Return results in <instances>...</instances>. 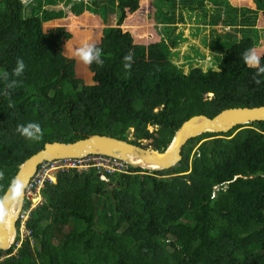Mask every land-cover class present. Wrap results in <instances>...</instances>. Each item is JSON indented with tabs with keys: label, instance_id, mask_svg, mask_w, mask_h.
<instances>
[{
	"label": "trees",
	"instance_id": "trees-1",
	"mask_svg": "<svg viewBox=\"0 0 264 264\" xmlns=\"http://www.w3.org/2000/svg\"><path fill=\"white\" fill-rule=\"evenodd\" d=\"M89 1L94 7L72 2V10L96 14L104 7L108 19L95 45L103 63L88 64L90 82L84 84L76 75L82 61L64 51L73 34L61 31L65 41L49 51L36 10L29 14L22 0H0V76L8 74L0 79L7 92L0 94V202L19 166L47 143L102 135L145 149L146 142L156 143L162 151L192 117L264 106V74L242 59L256 43L254 18L239 21L238 42L223 44L220 35L211 42L217 71L191 67L185 73L174 61V38L171 46L170 36L137 44L123 29L139 0ZM189 1H152L159 36L157 25L167 21L158 5ZM255 1L264 8V0ZM226 10V20L236 19L234 8ZM169 13L174 23L175 12ZM17 59L25 65L19 76L13 75ZM12 80L15 86L6 88ZM28 122L40 125L39 141L16 131ZM104 175L109 182L90 170L58 174L47 183L28 221L32 234L16 254L0 250V264H264V122L191 139L181 162L168 170L129 167V173ZM30 208L26 200L24 209Z\"/></svg>",
	"mask_w": 264,
	"mask_h": 264
},
{
	"label": "rangeland",
	"instance_id": "rangeland-1",
	"mask_svg": "<svg viewBox=\"0 0 264 264\" xmlns=\"http://www.w3.org/2000/svg\"><path fill=\"white\" fill-rule=\"evenodd\" d=\"M22 1L27 9L29 8L27 10L29 14H32L33 9L36 10L34 15L41 18L45 28L46 40L44 46L47 50L53 51L56 44L65 41L64 37H60V32L63 30L70 31L73 34L71 40L73 43L70 44L69 40L64 45V51L72 59L75 58L76 50L83 43H92L94 45L100 43L102 37L101 29L107 24L106 20L108 19V14L105 12L104 7L99 8V11H95L96 14H94L86 10L82 12H74L72 10V7H74L72 2L84 3L82 7L84 6L85 8L94 7V4L89 0ZM152 1L139 0L138 11L127 16L123 29L133 34L137 44H155L158 42L157 40L160 41V38H168L170 36L166 40L169 44L170 40L174 38L179 42V45L173 49L178 54L177 59L174 61L176 66H184L185 73L191 67H197L204 71L208 69L217 71V64L219 65L220 59L219 57H214L218 52L213 51L211 42L216 40L218 35H220L223 44L230 45L233 40L238 42L243 36V33L239 32L240 29L237 31L238 24L244 15L245 18L252 17L255 19V24L252 26L255 27V30L250 28L252 31L251 35L256 41L255 45L257 44L254 50L260 57L264 52V34L258 31L264 29V8H259L255 0H192V2H187L186 5L183 2H178L176 7L169 3H160L158 8L164 11L162 12L164 14L163 18L167 21L166 24L157 25V29L162 31L161 36L158 35L155 22L152 20L153 16H156ZM199 2L203 3V7L197 5ZM226 6L234 8L236 19L226 20L228 16L226 14ZM3 10L4 6L0 3V12ZM170 10L175 12L174 23H171ZM165 12L168 15L165 16ZM168 27H173V33L167 30ZM213 27L220 32L213 33ZM246 32L247 29L245 28L244 33L246 34ZM156 34L159 37H156ZM74 35L79 37L77 41H75ZM77 59L80 60L78 56ZM82 64L79 71H77L76 66L77 79L82 80L84 84H88L90 82L89 72L87 73L88 64L84 62ZM130 132L133 131L131 130ZM146 144L153 150L157 147L156 143L146 142Z\"/></svg>",
	"mask_w": 264,
	"mask_h": 264
},
{
	"label": "water",
	"instance_id": "water-1",
	"mask_svg": "<svg viewBox=\"0 0 264 264\" xmlns=\"http://www.w3.org/2000/svg\"><path fill=\"white\" fill-rule=\"evenodd\" d=\"M254 122H264V106L228 109L212 119L204 115L195 116L182 124L170 145L162 151L145 149L102 135H93L74 143L45 144L42 150L19 166L14 178L23 186L19 195L10 193L8 188L0 202V250L9 251L15 243L17 221L25 203V190L43 162L99 154L119 158L134 169L164 171L181 162L182 150L189 140L203 134H226L238 126Z\"/></svg>",
	"mask_w": 264,
	"mask_h": 264
},
{
	"label": "built area",
	"instance_id": "built-area-1",
	"mask_svg": "<svg viewBox=\"0 0 264 264\" xmlns=\"http://www.w3.org/2000/svg\"><path fill=\"white\" fill-rule=\"evenodd\" d=\"M95 170L102 181L109 179L104 172L122 174L129 172V165L117 158L105 155L91 154L80 158H64L42 163L25 190V201L31 202V208L23 210L19 216V239L17 246L26 241L32 231L28 228V221L33 210L42 205V190L47 183H55L58 174L77 172L79 174Z\"/></svg>",
	"mask_w": 264,
	"mask_h": 264
},
{
	"label": "clouds",
	"instance_id": "clouds-1",
	"mask_svg": "<svg viewBox=\"0 0 264 264\" xmlns=\"http://www.w3.org/2000/svg\"><path fill=\"white\" fill-rule=\"evenodd\" d=\"M254 47L256 48L257 46L255 45ZM100 53H101V50L99 48H97L94 44H92V43H83L76 50V53L75 54L85 64H91V63L95 62L97 65H100V64L103 63V61L101 59ZM123 59H124V61L128 62V63H125L124 64V67H126V68L129 67L130 66V62L132 61V55L131 54L125 55L123 57ZM242 59L245 62V64L248 65V66H250V67H257V66H259L257 68V75L264 74V65H261V57L257 54V52L254 49H252V48L247 49L242 54ZM24 67H25V65H24L23 60L17 59L16 66L13 69V75H15V76L21 75L22 72H23V70H24ZM0 79H3L5 81H7L8 80V74L7 73H4L2 76H0ZM256 82L259 83L260 81L257 80ZM15 84H16V81L15 80H12V81H10V82L7 83L6 88H13L15 86ZM0 94L6 95L7 92H6V90H0ZM208 96H210V97L212 96L213 97V95H208ZM16 131L21 136H23L25 139L31 140V141H39L40 138H41V135H42V130H41L40 125L37 124V123H34V122H28V123L23 124V125H18L17 128H16ZM113 158H116V157H113ZM117 159H119V158H117ZM45 162H47V161H45ZM129 167H131V166H129ZM107 182H109V180ZM22 187L23 186L21 185V183L19 181H17L16 179H13L10 182V184H9V192L10 193H14L16 195H19V193L22 190ZM23 210H25L24 207H23ZM22 211H21V213H22ZM20 214H19V216H20ZM18 221H19V218H18ZM18 221H17V236H16V240H15L14 245L11 247V249L14 248V251H15V252L13 251V255H14V253L16 254L17 253V250L19 248H21V246H22V244L19 247L16 245L17 242H18V239H19V222Z\"/></svg>",
	"mask_w": 264,
	"mask_h": 264
}]
</instances>
